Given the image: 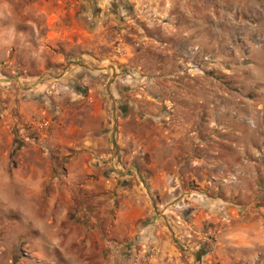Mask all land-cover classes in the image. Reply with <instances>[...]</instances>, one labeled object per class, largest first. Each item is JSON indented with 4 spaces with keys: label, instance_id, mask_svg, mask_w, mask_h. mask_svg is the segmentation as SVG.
Listing matches in <instances>:
<instances>
[{
    "label": "rangeland",
    "instance_id": "obj_1",
    "mask_svg": "<svg viewBox=\"0 0 264 264\" xmlns=\"http://www.w3.org/2000/svg\"><path fill=\"white\" fill-rule=\"evenodd\" d=\"M20 3L0 264H264V0Z\"/></svg>",
    "mask_w": 264,
    "mask_h": 264
},
{
    "label": "crops",
    "instance_id": "obj_2",
    "mask_svg": "<svg viewBox=\"0 0 264 264\" xmlns=\"http://www.w3.org/2000/svg\"><path fill=\"white\" fill-rule=\"evenodd\" d=\"M46 15V11H38L33 3L0 0V49L11 48V44H23L26 49L30 46L31 55H35L37 52L32 45L48 41L41 33L44 26L40 28L39 25ZM14 68L23 69L21 65Z\"/></svg>",
    "mask_w": 264,
    "mask_h": 264
}]
</instances>
